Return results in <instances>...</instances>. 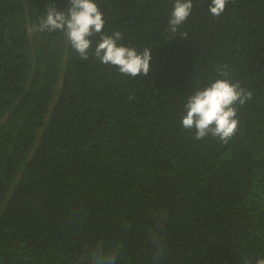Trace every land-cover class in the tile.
<instances>
[{
    "label": "trees",
    "instance_id": "1",
    "mask_svg": "<svg viewBox=\"0 0 264 264\" xmlns=\"http://www.w3.org/2000/svg\"><path fill=\"white\" fill-rule=\"evenodd\" d=\"M95 2L104 33L151 49L147 76L101 64L99 34L82 60L64 33L30 31L69 0H0V264H87L100 245L117 264H256L264 0H229L220 17L193 0L186 37L166 31L173 0ZM224 65L253 97L227 144L195 140L183 106Z\"/></svg>",
    "mask_w": 264,
    "mask_h": 264
},
{
    "label": "clouds",
    "instance_id": "2",
    "mask_svg": "<svg viewBox=\"0 0 264 264\" xmlns=\"http://www.w3.org/2000/svg\"><path fill=\"white\" fill-rule=\"evenodd\" d=\"M229 0H210L208 12L210 17H220L225 11ZM67 11H58L55 5H47L46 15L40 17L38 23L32 25L30 31L64 33L72 50L82 60L89 59L92 48L91 37L99 34L94 53L97 60L104 65L115 67L119 74L135 79L138 75L147 76L150 71L151 49L138 50L135 47L124 46L120 31L111 35L103 32L105 26L104 14L95 0H69ZM193 0H173L166 31L172 37L179 32L186 37V32H180L193 11ZM219 77L208 86L197 89L188 96L184 104L182 127L194 130V139L203 140L205 137L218 138L227 144L238 131V107H243L253 97L252 91L242 87L239 82L229 79L227 65L217 67ZM156 246L160 251L163 247ZM116 251L106 250L103 245L97 246L87 258V264H117ZM154 257V258H155ZM256 264H264V258Z\"/></svg>",
    "mask_w": 264,
    "mask_h": 264
}]
</instances>
